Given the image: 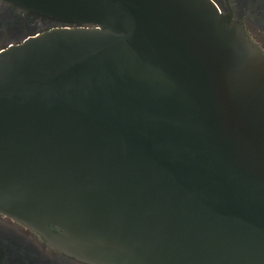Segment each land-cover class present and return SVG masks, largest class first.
<instances>
[{
  "label": "water",
  "instance_id": "obj_1",
  "mask_svg": "<svg viewBox=\"0 0 264 264\" xmlns=\"http://www.w3.org/2000/svg\"><path fill=\"white\" fill-rule=\"evenodd\" d=\"M8 1L58 25L0 49V212L93 264H264L241 25L212 0Z\"/></svg>",
  "mask_w": 264,
  "mask_h": 264
},
{
  "label": "flooded vegetation",
  "instance_id": "obj_2",
  "mask_svg": "<svg viewBox=\"0 0 264 264\" xmlns=\"http://www.w3.org/2000/svg\"><path fill=\"white\" fill-rule=\"evenodd\" d=\"M219 12L241 25L264 55V0H212ZM58 22L0 0V49ZM51 231L58 229L48 225ZM0 264H93L52 246L36 230L0 212Z\"/></svg>",
  "mask_w": 264,
  "mask_h": 264
}]
</instances>
